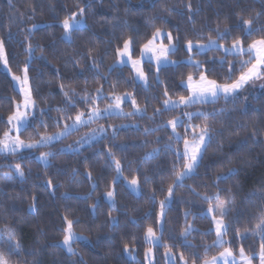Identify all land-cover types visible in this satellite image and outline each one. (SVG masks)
Here are the masks:
<instances>
[{
    "label": "trees",
    "instance_id": "1",
    "mask_svg": "<svg viewBox=\"0 0 264 264\" xmlns=\"http://www.w3.org/2000/svg\"><path fill=\"white\" fill-rule=\"evenodd\" d=\"M80 9H85V25L74 31L68 41L63 37L62 21ZM249 18L253 20L251 36L246 35L243 24ZM157 28L178 38L175 43L179 51L170 56L176 61L187 56L188 40L207 43L209 38L216 39L217 29H229L227 39L218 43L231 46L235 38L241 37L247 46L264 37V0H0V41L4 42L8 70L19 76L27 66L29 86L37 105L32 127L23 132L22 139L38 138L39 121L48 125V134H54L63 128V122L59 128L55 126L57 120L68 114L74 117L79 111L87 113L89 106L81 96H95L97 88H102L105 97L95 105L100 109L108 105L107 97L113 91L119 95L133 93L141 109L146 108L143 116L102 119L39 149L53 153L46 166L36 159V154L28 152L0 155V232L5 228L14 230L13 243L19 242L21 248L19 255L8 256L9 264H145L150 246L144 241V231L149 225L157 228L160 201L168 195V185L174 179V151L177 147L183 150L182 140L179 145L169 141L172 130L167 125L169 120L183 118L185 110L164 111L163 93L167 87L173 99L187 95L181 80L189 73L199 75L193 67L180 63L163 68L157 81L155 67L146 63L148 85L144 88L133 82L129 67L114 66L116 49L123 46L125 39L135 40L138 56L141 45ZM89 49H95V66ZM194 58L204 66L199 71L209 70V79L224 82L230 62L235 65L232 79L240 75V56L214 49ZM61 84L65 91L74 89L80 94L73 97L75 107H65ZM20 102L21 95L0 61V134ZM121 107L124 112L134 111L131 101ZM157 109L161 113L154 117ZM186 111L216 113L207 121L212 141L196 174L174 191L163 218L161 246L155 247V264H166L163 244L170 246L171 254H183L191 264L195 253L200 257L195 264H203L205 245H212L215 240L214 231L202 235L212 228L211 218L205 215L208 205L203 195L217 191L223 199L234 201L225 221L231 225L225 246L230 242L236 256L240 247L247 255L258 254L259 237L253 234L264 214V91L257 96L243 94L232 100L194 105ZM193 123L202 125L204 121L195 119ZM101 125L107 130L106 137L78 150L76 142ZM145 129L156 131L145 135ZM177 131L183 135L184 128ZM169 143L172 151L167 148ZM69 145L77 150H66ZM154 149L159 154L146 159ZM109 150L121 161L122 176L116 175ZM15 163L21 164L23 177L15 174ZM230 170H235V174L216 181L217 176L228 177ZM133 176L139 180L137 195L126 185ZM109 190L114 191L113 206L105 198ZM186 212L190 213L187 224L192 225L193 231L185 240L181 232L186 227ZM65 216L78 221L73 231L84 237L72 242V253L61 246ZM237 230L249 239H236ZM125 243L129 244L133 259L126 256ZM222 250L212 247L207 258ZM0 252H8L6 237H0ZM253 263L259 264L258 255Z\"/></svg>",
    "mask_w": 264,
    "mask_h": 264
},
{
    "label": "snow or ice",
    "instance_id": "2",
    "mask_svg": "<svg viewBox=\"0 0 264 264\" xmlns=\"http://www.w3.org/2000/svg\"><path fill=\"white\" fill-rule=\"evenodd\" d=\"M11 3V0H9ZM189 10L191 6L189 5ZM85 9H80L78 13L73 12L69 14L62 21V28L64 31V38L68 41L71 40L72 34L74 31L82 29L84 27V17ZM245 25L246 35H253L251 25L253 20L251 18L245 19L243 21ZM35 27V26H33ZM229 29H225L221 32L217 29L216 39L209 38L207 43H193L192 40L186 42V50L188 53L187 60L184 62L170 60L169 57L175 55L179 49L175 41L178 39L173 37L171 33H167V44L163 42V37L165 33L161 29L157 28L152 33L151 38L147 39L139 49V55L137 56L135 50V40L131 37L123 41L122 47H117L116 49V63L122 66H129L132 70L133 82H144L145 88L148 84V74L144 70V63H154L157 69L156 80H159V72L168 65L176 66L180 63H185L189 67H193L196 71L199 72V76L196 77L194 73H189L186 79L181 80V86L186 88L187 95H180L177 99H173L169 95L167 87L164 90L163 100V110L172 111L176 109H183L184 118H177L174 120H169L168 125L171 127V134H169V141L177 145L180 144L181 140L183 141V150L177 147L174 151V160L172 161V168L174 173V179L171 184L168 185L167 193L168 195L164 200L160 201V212L157 215L156 225L157 228L154 229L152 225L146 227L144 231V241L150 247L146 252V260L151 254V248L161 246V241L163 240V218L166 215V210L169 205L172 203V197L176 188L184 186V181L186 179L192 178L196 174L199 162L202 159L203 153L207 150L209 144L212 141L211 136V127L207 124V121L210 118H213L216 113H207V112H188L186 109L192 107L196 104H208L215 103L221 97L228 99L229 97H235L239 91L250 81L254 79H260L264 77V37L253 40L251 43L247 44V47L244 46V40L241 37H237L232 41L230 47H225L223 43H218V41H225L227 39V34ZM220 50L225 55H231L233 57H243L244 55L248 56L247 60H240V75L233 80L232 73L235 71V65L231 62L229 63V73L224 82H218L216 79H209L208 72L209 70L205 68L204 71H199L203 64L194 59L195 55L206 52L208 50ZM29 53L33 51L29 45ZM95 49H89V58L92 59L93 66L96 65V60L92 57V53ZM0 61H3L5 67H8V61L5 55L4 42L0 41ZM223 59L220 61L223 64ZM115 66V65H114ZM113 66V67H114ZM23 76H13V80L17 82L20 86V93L22 94V101L16 104L15 111L8 116L7 128L0 134V155H16L23 149H40L46 146L52 145L57 141H61L73 132L79 131L83 127L90 126L93 123H96L102 119L111 118V117H123L131 118L133 116H143L146 112L145 109L137 103L136 96L133 93H125L124 95L116 94L115 91L107 97L109 103L108 105L100 109L96 107L97 101L105 99L102 88L96 89L95 96H89L87 93L81 96L82 101L85 105H88L87 113L79 111L73 117L68 114L61 119L55 122V126L59 128L60 123L63 122V128L58 130L54 134H48V125L43 121H39L36 124V135L38 138H30L28 141H25L21 138L24 131H27L28 128L32 127V123L29 121V116L35 118V108L36 101L33 98L31 88L29 86V77L27 75V66L23 70ZM61 92L63 93L66 101V108L75 107V101L73 100L74 96L80 95L74 89L69 92L65 91V85L61 84ZM115 88V85H113ZM126 101H131V106L134 111L124 112L121 105ZM57 111H65V109H57ZM161 113V109H157L153 116H157ZM43 114V111H42ZM200 119L204 121L201 124L193 123V120ZM68 121H71L70 123ZM134 127L138 128V125ZM183 127L184 133L181 135L177 131L178 128ZM40 128H43V132L39 131ZM156 131V129H145V135L150 134L151 132ZM107 130L101 125L98 129H92L91 132L82 136L80 140L76 143L83 145L89 143L92 140L101 139L106 137ZM116 130L113 129L112 138L115 139ZM172 143L167 145L169 151H172ZM69 150H75L72 145L68 146ZM159 154V150L154 149L153 152L147 154L146 159L149 157H154ZM53 153H41L38 158L41 162H47L49 157ZM109 157L115 163V172L117 176L123 175V169L121 161L116 159L115 153L111 150L108 152ZM181 160L183 164L181 165ZM15 174L23 177L24 172L22 170L20 163L14 164ZM235 174V170H230L228 177H216V181L220 182L222 180L228 179L231 175ZM91 177V173H89ZM8 178V177H6ZM127 179V178H125ZM131 186L133 191L139 192V180L137 176H133L130 180L127 181ZM147 183V179H145ZM113 183H115V177L113 178ZM51 185V181H49ZM95 187V186H94ZM106 197L109 200L114 199V191L109 190L105 193ZM200 195V194H197ZM154 200V196L152 197ZM204 202L207 203L206 215L211 217L212 228L207 232L202 233L203 236L211 235L212 232H215V240L212 245H205L204 253L205 259L203 264H253V260L257 257L259 259V264H264V214H261L259 217V223L256 224V231L254 236L259 237V252L252 253L247 255L244 247L239 249V258L234 255L233 248L229 242L227 246L225 242V237L229 234L230 223H226L228 213L231 210L229 205L233 204L234 201L231 199L225 200L222 198V194L217 191L215 194L203 195ZM204 213H202L203 215ZM190 213H185V222L186 227L182 230L181 236L185 240L188 236L191 235L193 231L192 225L187 224V217ZM65 227L63 229L64 235L62 244L70 252H73L72 242L78 239H84V237H78L73 231L74 225L78 223L68 216L64 217ZM159 233V234H158ZM0 237H6L8 243V252H0V264H9L8 256L19 255L21 248L19 242L13 243L15 240V232L10 228H5L3 232H0ZM236 239L240 241H246L249 239L248 235H241L237 230ZM165 248V260L166 264H173L175 257L170 252V246L168 244H163ZM223 248V251L219 252L218 256H213L207 258V253L212 248ZM124 251L129 252V244L125 243ZM195 264L196 260H199L200 257L196 256L193 253ZM180 264H188V261L185 259L184 255L181 254L179 258Z\"/></svg>",
    "mask_w": 264,
    "mask_h": 264
},
{
    "label": "rangeland",
    "instance_id": "3",
    "mask_svg": "<svg viewBox=\"0 0 264 264\" xmlns=\"http://www.w3.org/2000/svg\"><path fill=\"white\" fill-rule=\"evenodd\" d=\"M84 20V19H83ZM85 25V24H84ZM163 33H165V36L163 37V42L165 43V44H167V37H166V34H167V32H164V31H162ZM63 37H64V34H63ZM65 39V38H64ZM195 44V43H194ZM225 47H230V46H225ZM245 47H247V46H245ZM185 50H186V47H185ZM186 52H187V50H186ZM203 53H205V52H203ZM201 54V53H200ZM187 57H188V53H187V56L184 58V59H182V61L181 62H184V61H186L187 60ZM169 59L170 60H173V59H171L170 57H169ZM195 59V58H194ZM242 59H244V60H247L248 59V56H247V58L245 57V55L242 57ZM196 60V59H195ZM176 61V60H175ZM146 63H148V62H145L144 64H146ZM150 64V63H149ZM154 67H155V70L157 71V69H156V66H155V64L154 63H151ZM1 65H2V70H4L6 73H8L10 76H11V78L14 76V75H11L10 74V72H9V70H8V67H5V65H4V63H3V61H1ZM115 66H117V67H129V66H122V65H119V64H117V63H115L114 64ZM168 66H172V67H174L173 65H168ZM143 67H144V65H143ZM130 68V67H129ZM25 69V67L23 68V70ZM131 69V68H130ZM132 71V70H131ZM23 74H24V71H22V74L21 75H19V76H23ZM199 76V75H198ZM12 81H13V84H14V87L16 88V90L20 93V86L17 84V82L15 81V80H13V78H12ZM137 83H139V84H141L144 88H145V84H144V82H137ZM148 85V84H147ZM183 88V87H182ZM184 89H186V88H184ZM262 91H264V77H262V78H260V79H254L253 81H250L249 83H247L240 91H239V93L235 96V97H229L227 100H232V99H234V98H236L237 96H240V95H254V96H257V95H259ZM20 95H21V101H22V99H23V97H22V94L20 93ZM219 100H225V101H227L226 99H224L223 97H221ZM219 100H217V101H219ZM216 101V102H217ZM208 104H210V103H208ZM196 105H202V104H196ZM194 106V105H193ZM16 108V107H15ZM15 111V110H14ZM184 118V117H183ZM182 118V119H183ZM29 121L31 122V120L33 119V117L32 116H29ZM175 119H177V118H175ZM170 129H171V127H169ZM93 141V140H92ZM58 142V141H57ZM91 142V141H90ZM89 142V143H90ZM56 143V142H55ZM89 143H85V144H83V145H79V146H77V148H78V150L81 148V147H83V146H85V145H87V144H89ZM54 144V143H53ZM52 144V145H53ZM49 146H51V145H49ZM49 146H46V147H49ZM46 147H44V148H46ZM74 148V147H73ZM41 149V148H40ZM75 149V148H74ZM66 150H69V149H66ZM75 150H77V149H75ZM25 152H28V154H36V159L39 161V162H41L38 158L40 157V155H41V153H45V152H39V149L38 150H36V149H23V150H21L19 153H17V154H20V153H25ZM9 155H11V154H9ZM9 155H4V156H9ZM44 166H46L48 163H49V159H48V161L47 162H41ZM126 185H127V187L129 188V190L133 193V194H138L139 192H136V191H133L132 189H131V186L128 184V182L126 183ZM105 198H106V201L111 205V206H113L114 205V200L112 199V200H109L106 196H105ZM205 215H206V212H205ZM211 218V217H210ZM78 236V235H77ZM79 237V236H78ZM225 239V242H226V238H224ZM78 240H80V239H78ZM74 242V241H73ZM73 245V244H72ZM61 246L68 252V253H70L64 246H63V244L61 243ZM72 248H73V246H72ZM73 250H74V248H73ZM148 251V250H147ZM146 251V252H147ZM155 247L154 248H151V254L148 256V258H147V260H146V253H145V264H155ZM223 251V250H222ZM125 254H126V256L128 257V258H132L133 259V256L129 253V252H125ZM173 255V254H172ZM235 255V254H234ZM176 259H175V261L173 262V264H180V261H179V258L180 257H177V256H175V255H173ZM218 256V255H217ZM237 258H239V256H236ZM165 262H166V260H165ZM188 264H191V263H188ZM254 264V263H253Z\"/></svg>",
    "mask_w": 264,
    "mask_h": 264
}]
</instances>
